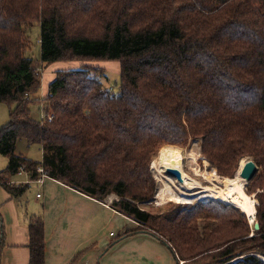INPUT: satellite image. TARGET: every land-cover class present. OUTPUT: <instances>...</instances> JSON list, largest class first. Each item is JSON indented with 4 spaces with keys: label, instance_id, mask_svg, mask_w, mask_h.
I'll return each instance as SVG.
<instances>
[{
    "label": "trees",
    "instance_id": "1",
    "mask_svg": "<svg viewBox=\"0 0 264 264\" xmlns=\"http://www.w3.org/2000/svg\"><path fill=\"white\" fill-rule=\"evenodd\" d=\"M40 25V63L81 62L55 70L44 97L42 75L26 55L24 27ZM119 64L111 92L96 62ZM0 186L20 169L43 174L104 201L134 221L110 240L148 234L175 264H245L264 256V0H0ZM41 104L43 116H31ZM202 138L200 152L219 176L234 177L243 157L258 166L246 184L257 200L254 229L237 207L210 199L152 212V156L166 144ZM38 145L40 161L16 152ZM200 222L203 226L200 227ZM28 264H44L41 216L28 220ZM5 246L0 231V261Z\"/></svg>",
    "mask_w": 264,
    "mask_h": 264
},
{
    "label": "crops",
    "instance_id": "2",
    "mask_svg": "<svg viewBox=\"0 0 264 264\" xmlns=\"http://www.w3.org/2000/svg\"><path fill=\"white\" fill-rule=\"evenodd\" d=\"M54 71L43 83L40 97L46 95ZM21 141L16 144L18 153ZM10 183L28 186L17 197L0 186V231L5 243L0 264H28L31 215L43 220L44 264H175L169 249L148 234H133L110 245L116 231L135 226L133 220L111 208L112 197L98 201L47 176L41 181L31 179L26 172L11 176ZM31 186L33 192L27 195Z\"/></svg>",
    "mask_w": 264,
    "mask_h": 264
},
{
    "label": "rangeland",
    "instance_id": "3",
    "mask_svg": "<svg viewBox=\"0 0 264 264\" xmlns=\"http://www.w3.org/2000/svg\"><path fill=\"white\" fill-rule=\"evenodd\" d=\"M24 32L26 33V35L28 36L29 41H30V46L26 51V55L28 57L32 58V65L42 75L39 90L37 91V96L41 95L44 92L43 83L45 82V80H47L48 76L52 75V73L50 72L51 70L54 71V70H58V69L77 68L81 65L80 64L81 62H78V61L56 62V63L50 64L48 66L49 69L45 68V67L43 68L42 64L40 63V44H39L40 25H39V23H34L31 26L24 27ZM93 64L99 65L100 67H102L105 70V73L100 77L101 81L104 82L106 87L111 92L117 93L119 90V64L117 62H108V61L96 62ZM47 72L48 73L50 72V73L48 74ZM30 111H31V116L35 119H38V117L41 118L43 116L41 104H38V103L31 104L30 105ZM7 120H8V105L5 103H0V126L3 125L4 123H6ZM196 140H198V142ZM21 142L22 143H18V147H17L18 150L20 151V153H22V155H24L25 157H28L32 160L40 161V159L42 157V153L40 151L39 146L38 145H29L28 146L25 141H21ZM193 142H197V145L201 146L200 138H195V139L189 140L185 146H178V145H175V146L180 147L184 152H186L190 149V147L193 146V144H194ZM166 145H171V144H166ZM163 146H165V145H163ZM159 149H158V151H159ZM158 151L153 156H155L158 153ZM153 156H152V158H153ZM241 159L248 160L250 158L243 157ZM241 159H240V161H241ZM250 160H252V159H250ZM151 162H152V160H151ZM6 164H7V158L0 155V170L4 169ZM150 167L152 168L151 165H150ZM183 168H184L185 172L190 177L198 180L200 183H202L203 186L211 185V183L209 181H207L204 177L200 176L201 173L206 172V171L211 172V170L213 169L209 166L208 162L203 159L200 151H199V156L196 159V163L192 164L191 162H189V159H185ZM193 168H194V170H193ZM257 168H258V166H257ZM195 170H197V172H200L199 173L200 175H195V173H194ZM151 172L155 178L156 189H157V186H158L157 176L155 175L153 169H151ZM257 172H258V169H257ZM168 175H170V174H168ZM218 181L219 180H217V179L212 181L214 183L213 185H216L218 187L219 186L222 187V183L220 181L219 182ZM33 188L34 187L31 186L30 188H28L26 190V192L30 191L29 193H27V195L28 194L30 195L33 192ZM244 190H245L246 194H248L250 197H252L254 199V201H255L254 206H256L257 200L255 198V192L248 193L247 188H246V184H245ZM154 195H156V193ZM110 197L114 198L112 200H116L118 198V196L116 194L111 193V194L107 195L104 198V200L109 199ZM210 199L216 200V201H218L220 203H224V204L227 203V202H223V201L216 199V198H205V199H201V200H194L192 203H181V202H176L173 200L166 199L162 204H158L156 197L153 196L152 201L148 202L147 204H140V206L142 208H144L146 210H150L152 212H156V211L160 212V211H164L165 209H167L168 208L167 205H169L171 203L177 204V205L179 204L180 206H184L186 204L193 205V204H196L197 202H204V201H207ZM255 214H256V210H255ZM254 220H255V218H254ZM248 222H249V224H252V223H250L249 220H248ZM203 224H204L203 222H200V227H202ZM115 233L119 234L120 231H116ZM169 253L171 255L170 258L173 260V262H175L174 256L170 250H169ZM258 257L260 259V263H256V264H264V256L260 255ZM182 262L183 261L180 260L179 264H182ZM225 264H245V259H244V257L239 256V257L233 258L231 261H228Z\"/></svg>",
    "mask_w": 264,
    "mask_h": 264
},
{
    "label": "bare ground",
    "instance_id": "4",
    "mask_svg": "<svg viewBox=\"0 0 264 264\" xmlns=\"http://www.w3.org/2000/svg\"><path fill=\"white\" fill-rule=\"evenodd\" d=\"M196 141L198 142V140ZM197 142H193V146L186 152L175 145H165L153 156L151 166L158 181L155 195L158 204H162L166 199L181 203H192L194 200L216 198L236 206L245 215H248L250 223H253L254 218L252 219V217L256 210L255 201L246 194L244 190L245 180L240 176L239 172L234 177L229 178L219 176L214 168L211 172L206 171L201 173V175L199 174L200 172L195 170V175H200L211 183V185L206 186H203L202 183L185 172L183 168L184 160L189 159V162L194 164L199 156L200 146L197 145ZM244 162L245 159H241L239 170ZM167 168L178 169L182 180L168 175L166 173ZM215 179L222 183V187L213 185L212 181Z\"/></svg>",
    "mask_w": 264,
    "mask_h": 264
},
{
    "label": "water",
    "instance_id": "5",
    "mask_svg": "<svg viewBox=\"0 0 264 264\" xmlns=\"http://www.w3.org/2000/svg\"><path fill=\"white\" fill-rule=\"evenodd\" d=\"M200 140L202 141V138H200ZM239 167H240V162H239L238 169L236 170L234 176L239 172L240 176L245 180V184H247L254 177L258 169L254 161L250 159L245 160L240 170H239ZM167 173L170 174L171 176L176 177L178 180H182L180 171L176 168H167ZM155 193H156V189H155ZM246 216H247V219L250 221V217L248 215ZM253 218H255V211H254V216L252 217V219ZM253 223H254L253 228L258 229L259 225L257 221L254 220Z\"/></svg>",
    "mask_w": 264,
    "mask_h": 264
},
{
    "label": "built area",
    "instance_id": "6",
    "mask_svg": "<svg viewBox=\"0 0 264 264\" xmlns=\"http://www.w3.org/2000/svg\"><path fill=\"white\" fill-rule=\"evenodd\" d=\"M36 171H37V173L40 174L39 177H37L36 179L38 181H41V178L45 177V175L43 174V170L41 167H37ZM21 172H25V171L23 169H20L18 173H21ZM39 196H40V194H37V197H39Z\"/></svg>",
    "mask_w": 264,
    "mask_h": 264
}]
</instances>
